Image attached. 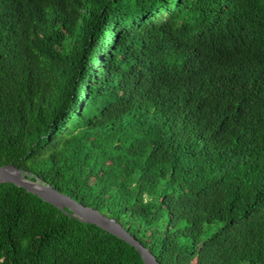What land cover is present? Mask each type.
<instances>
[{"label":"trees","instance_id":"16d2710c","mask_svg":"<svg viewBox=\"0 0 264 264\" xmlns=\"http://www.w3.org/2000/svg\"><path fill=\"white\" fill-rule=\"evenodd\" d=\"M8 164L160 264H264V0H0ZM0 264L146 263L0 182Z\"/></svg>","mask_w":264,"mask_h":264},{"label":"water","instance_id":"95a60500","mask_svg":"<svg viewBox=\"0 0 264 264\" xmlns=\"http://www.w3.org/2000/svg\"><path fill=\"white\" fill-rule=\"evenodd\" d=\"M0 172L5 175L3 179H0V182L14 183L20 187H24L29 192L39 195L44 200L60 208H68L71 214L81 221L88 223L104 233L119 237L134 245L141 253L146 264H160L151 250L136 239V237L116 219L105 216L91 206L83 205L50 184H45L41 180L32 181L26 178L22 171L13 164L0 166Z\"/></svg>","mask_w":264,"mask_h":264},{"label":"bare ground","instance_id":"6f19581e","mask_svg":"<svg viewBox=\"0 0 264 264\" xmlns=\"http://www.w3.org/2000/svg\"><path fill=\"white\" fill-rule=\"evenodd\" d=\"M15 173H17V172H15ZM4 177H5V175L0 172V179H3Z\"/></svg>","mask_w":264,"mask_h":264}]
</instances>
